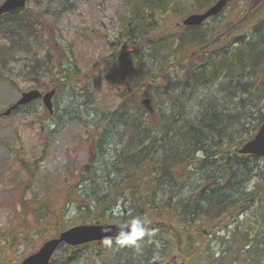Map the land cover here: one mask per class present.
<instances>
[{"label": "trees", "instance_id": "trees-1", "mask_svg": "<svg viewBox=\"0 0 264 264\" xmlns=\"http://www.w3.org/2000/svg\"><path fill=\"white\" fill-rule=\"evenodd\" d=\"M216 1L125 0L127 15L120 38L111 43V63L113 67H118V60L135 64L136 82H128L119 93V110L108 117L110 127L97 136L100 147L104 132L122 128L121 148L106 168V176L97 174V158L92 156L67 188L63 207L42 217L49 218L57 236L74 226L66 220L68 206L74 204L81 224H123L139 216L150 221L147 232L163 231L167 238L156 237L138 247L121 246L112 238H108L113 241L111 246L104 240L65 244L50 264H176L177 258L197 263L206 253L202 247L213 230L226 220H238L263 201L264 157L239 150L264 123V0H228L219 15L200 26L181 24L182 30L175 36L157 35L168 17L201 12ZM45 17V13L25 7L0 19L13 27V46L19 44L26 54H34L35 67L42 63L35 76L38 81L47 71L59 81L57 92L68 86L74 94L86 90L80 85L81 71L70 48L54 25L41 22ZM120 41L135 45L139 54H127L125 48L118 54ZM145 50L150 51L148 61ZM41 53L43 60L35 55ZM187 54H200L201 62L189 64L190 58L183 59ZM150 61L156 63L155 73ZM209 82L219 92L197 98L198 90ZM153 98L166 110L154 113ZM191 105L197 107L189 118L184 109L191 110ZM191 187L193 193L185 194ZM26 201L21 199L24 209L27 203L36 202L34 214L45 205L35 196ZM132 209L136 212L129 215ZM252 213L260 215L257 209ZM247 241L244 233L231 244L236 261L241 262ZM261 263L259 259L253 264Z\"/></svg>", "mask_w": 264, "mask_h": 264}, {"label": "rangeland", "instance_id": "rangeland-1", "mask_svg": "<svg viewBox=\"0 0 264 264\" xmlns=\"http://www.w3.org/2000/svg\"><path fill=\"white\" fill-rule=\"evenodd\" d=\"M4 1L0 0V4ZM26 7L38 14L45 13L41 22L54 25L60 32L61 41L70 48L69 54L79 66L80 85L86 86V90L74 94L72 86L61 88L53 97V112L39 100L31 108L21 109L1 120L0 264L19 263L45 240L56 236L53 224L47 221L49 218L42 217L63 207L67 188L78 179L83 165L92 156L97 158V174L106 176V168L121 148L118 141L123 129L104 132L100 147L97 136L102 129L110 127L108 117L119 110V93L128 82H136L137 77L135 64L118 60V67H113L111 63L114 60L111 43L120 38L127 15L125 0H30ZM186 16L163 20L157 35H177ZM218 22L219 19L212 24ZM12 28L0 19V113L15 104L21 93L36 88L44 93L57 89L59 82L47 71L41 73L40 81L35 78L43 65L40 63L35 67L34 54H26V49L19 44L13 46ZM134 46L123 45L120 41L118 54L123 48L127 54H139V49ZM145 54L148 61L150 51L145 50ZM35 55L43 60V53ZM186 58H190L189 64L201 62L200 54H187L183 59ZM150 62L152 73H155L156 63ZM53 81L55 83L51 85ZM218 91L217 86L201 87L196 94L197 98H204ZM160 96L162 100V90ZM153 107L154 113L166 110L164 104L159 106L156 103L155 98ZM196 107L191 105V110H186V106L184 115L191 118ZM243 136L246 137L247 133ZM128 140L125 137V141ZM259 164L262 166L263 162ZM192 177L195 176L189 171V178L194 183ZM193 191L191 187L185 194L190 195ZM34 196L45 204L38 214L33 212L36 202L27 203V208H22L21 199L28 201ZM252 207L238 220H226L213 230L209 241L202 247H206V253L197 258V263L189 264H253L259 259L264 264V199ZM255 209L261 216L252 213ZM135 212L132 209L128 214ZM77 214V206L69 205L66 217L69 225L81 224L76 219ZM165 233L159 230L147 232L134 247L156 237L167 238ZM244 233L248 234V248L239 262L231 244ZM177 260L176 264H187L185 260Z\"/></svg>", "mask_w": 264, "mask_h": 264}, {"label": "water", "instance_id": "water-1", "mask_svg": "<svg viewBox=\"0 0 264 264\" xmlns=\"http://www.w3.org/2000/svg\"><path fill=\"white\" fill-rule=\"evenodd\" d=\"M28 0H5L0 4V15L8 13L16 9H22L26 6ZM228 0H217L214 4L209 6L206 10L195 12L187 15L182 24L185 26H200L206 20L219 15L227 6ZM56 90L53 89L46 93L39 89H32L23 92L18 101L10 106L6 111L0 113V124L3 116H9L12 111L20 106L28 105L33 101L42 99L47 109L53 111V97ZM148 103V101H146ZM243 154H252L264 157V123L259 128L256 135L246 142L239 150ZM118 224H78L69 227L61 232L59 235L46 240L37 251L23 259L18 264H50L56 251L61 245L79 246L93 241H101L112 238L119 239ZM110 229V230H109ZM176 263V262H175ZM185 264V263H180Z\"/></svg>", "mask_w": 264, "mask_h": 264}, {"label": "clouds", "instance_id": "clouds-1", "mask_svg": "<svg viewBox=\"0 0 264 264\" xmlns=\"http://www.w3.org/2000/svg\"><path fill=\"white\" fill-rule=\"evenodd\" d=\"M148 223H150V221L147 220V218L137 216L127 223L118 224L117 228L120 229L118 233V243L121 246L136 245L137 241L146 234V225ZM103 243L107 246H111L113 241L111 239H104Z\"/></svg>", "mask_w": 264, "mask_h": 264}, {"label": "bare ground", "instance_id": "bare-ground-1", "mask_svg": "<svg viewBox=\"0 0 264 264\" xmlns=\"http://www.w3.org/2000/svg\"><path fill=\"white\" fill-rule=\"evenodd\" d=\"M209 83H210V82H209ZM209 83L206 84L205 87H209V86H210V87H213V86L216 87L214 84H212V83L209 84ZM218 92H219V91H218ZM218 92H214V94H213L212 96H214V95L217 94ZM205 97H206V96H205ZM210 97H211V96H210ZM206 98H209V97H206Z\"/></svg>", "mask_w": 264, "mask_h": 264}]
</instances>
